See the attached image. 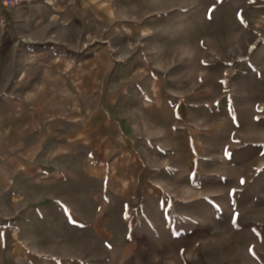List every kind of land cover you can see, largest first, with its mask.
Here are the masks:
<instances>
[{
    "label": "rangeland",
    "instance_id": "obj_1",
    "mask_svg": "<svg viewBox=\"0 0 264 264\" xmlns=\"http://www.w3.org/2000/svg\"><path fill=\"white\" fill-rule=\"evenodd\" d=\"M0 264H264V0L0 5Z\"/></svg>",
    "mask_w": 264,
    "mask_h": 264
},
{
    "label": "built area",
    "instance_id": "obj_2",
    "mask_svg": "<svg viewBox=\"0 0 264 264\" xmlns=\"http://www.w3.org/2000/svg\"><path fill=\"white\" fill-rule=\"evenodd\" d=\"M37 0H0V5L5 12L10 13L12 10L20 8L26 4L35 3Z\"/></svg>",
    "mask_w": 264,
    "mask_h": 264
},
{
    "label": "crops",
    "instance_id": "obj_3",
    "mask_svg": "<svg viewBox=\"0 0 264 264\" xmlns=\"http://www.w3.org/2000/svg\"><path fill=\"white\" fill-rule=\"evenodd\" d=\"M40 1H41V0H37L36 2H40ZM36 2H35V3H36Z\"/></svg>",
    "mask_w": 264,
    "mask_h": 264
}]
</instances>
